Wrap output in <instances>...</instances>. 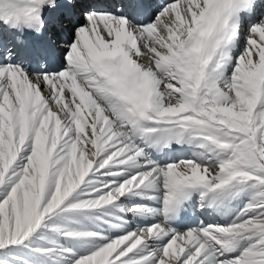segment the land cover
Wrapping results in <instances>:
<instances>
[{"label":"bare ground","instance_id":"bare-ground-1","mask_svg":"<svg viewBox=\"0 0 264 264\" xmlns=\"http://www.w3.org/2000/svg\"><path fill=\"white\" fill-rule=\"evenodd\" d=\"M13 1H39L55 22L37 43L36 65L26 47L16 59L0 54V192L11 196L1 204L9 219L0 247L11 244L18 264H264V0L233 18L238 33L224 64L211 66L208 89L197 76L201 98L186 90L175 57L213 0H165L143 33L116 0L100 12L93 0ZM120 50L155 82L153 110L199 135L172 152L175 162L120 125L126 113L94 65ZM92 118L102 123L100 146L85 140ZM238 177L246 188L222 197L223 208L197 205L208 217L200 229L189 217L177 230L165 223L163 200L176 181L203 178L209 187ZM232 241L242 248L228 255Z\"/></svg>","mask_w":264,"mask_h":264},{"label":"rangeland","instance_id":"rangeland-1","mask_svg":"<svg viewBox=\"0 0 264 264\" xmlns=\"http://www.w3.org/2000/svg\"><path fill=\"white\" fill-rule=\"evenodd\" d=\"M189 5V4H188ZM66 22V21H64ZM81 23L83 22H80L78 26L81 25ZM82 26V25H81ZM105 29V32H106V35L108 38H111L112 37V33H111V29ZM73 34H74V31H73ZM54 90V88L52 89ZM216 105V102L215 104ZM36 107V106H35ZM33 107V108H35ZM95 119V121H94ZM93 121V122H92ZM92 122V123H91ZM91 122L90 121H87L85 123V126H86V135H85V140L87 139V137L89 135H91L93 137V140L96 139L97 140V145L100 146V141H101V130H100V127H101V121L97 120L96 118H92L91 119ZM95 122V123H94ZM97 122H98V125H97ZM100 122V123H99ZM15 123V122H14ZM16 124V123H15ZM100 124V126H99ZM89 125V126H88ZM97 125V126H95ZM94 126V127H93ZM99 126V128H98ZM93 127V128H92ZM95 129V130H94ZM94 131V132H93ZM93 132V133H92ZM96 132V133H95ZM95 133V134H94ZM29 134V133H28ZM22 148L23 146H19V148ZM69 151L72 150V147L73 145L70 144L69 145ZM18 149V148H17ZM5 149H3L2 153L5 154L4 156H6V161L7 159L9 158V154H6L4 153ZM17 153H21L20 154V159H21V155H22V151L20 149H18V152ZM102 157V156H101ZM19 159V160H20ZM102 159H104L102 157ZM8 190V188L4 189V191L0 192V222H3V226L6 227L7 226V222H8V219H9V213L7 214V210L6 212L4 213L2 210H1V204L6 201L8 204H10V194L6 193V191ZM13 246L11 244H9L8 246H3V247H0V264H18L19 262H17L16 258H15V254L13 253V250H12ZM10 250V251H9ZM8 251V252H7Z\"/></svg>","mask_w":264,"mask_h":264}]
</instances>
